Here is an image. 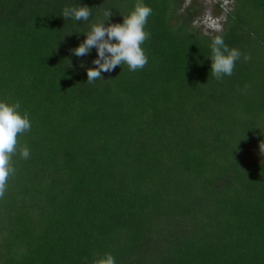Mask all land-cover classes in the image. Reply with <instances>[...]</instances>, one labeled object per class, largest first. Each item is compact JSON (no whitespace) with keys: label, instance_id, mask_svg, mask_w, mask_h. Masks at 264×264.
Returning <instances> with one entry per match:
<instances>
[{"label":"trees","instance_id":"obj_1","mask_svg":"<svg viewBox=\"0 0 264 264\" xmlns=\"http://www.w3.org/2000/svg\"><path fill=\"white\" fill-rule=\"evenodd\" d=\"M231 1L206 35L185 0H143L148 64L89 84L97 49L72 50L137 0H0V101L32 123L0 199V264H264V155L250 157L264 151V0ZM78 5L89 20H65ZM217 35L242 53L221 81Z\"/></svg>","mask_w":264,"mask_h":264},{"label":"clouds","instance_id":"obj_2","mask_svg":"<svg viewBox=\"0 0 264 264\" xmlns=\"http://www.w3.org/2000/svg\"><path fill=\"white\" fill-rule=\"evenodd\" d=\"M152 11L143 0H137L134 10L124 17L122 24L105 26L112 15L109 10L104 13L105 20L91 26V30L86 33V40L72 50L77 57H83L90 54L93 47L97 49L98 58L93 61L96 67L87 70V83L102 79V72H111L122 64H126L132 72L141 70L148 64L149 57L142 45L151 37V32L145 29ZM62 16L65 20L73 18L87 22L91 16V8L86 5L65 7ZM211 51L212 76L217 81H221L224 76H231L236 62L241 59L240 50L229 48L223 37L217 35L212 41ZM243 59L247 62L251 56L245 54ZM247 87L249 86L246 85L245 88ZM31 128L29 113L21 111L19 101H0V199L5 197L9 178L17 171L13 157L18 153L22 159L30 158V149L27 144L20 143V137L30 132ZM93 264H116V260L111 253H105L103 256H96Z\"/></svg>","mask_w":264,"mask_h":264},{"label":"rangeland","instance_id":"obj_3","mask_svg":"<svg viewBox=\"0 0 264 264\" xmlns=\"http://www.w3.org/2000/svg\"><path fill=\"white\" fill-rule=\"evenodd\" d=\"M231 3V0H185L184 10L194 7L195 25L204 34L214 35L222 30ZM262 155L263 150L255 149L250 157L253 160H260Z\"/></svg>","mask_w":264,"mask_h":264}]
</instances>
